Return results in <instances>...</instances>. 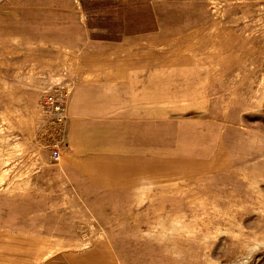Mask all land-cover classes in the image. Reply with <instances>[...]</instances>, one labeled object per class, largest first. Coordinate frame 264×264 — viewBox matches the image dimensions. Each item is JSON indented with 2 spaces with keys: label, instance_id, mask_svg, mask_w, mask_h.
I'll return each instance as SVG.
<instances>
[{
  "label": "rangeland",
  "instance_id": "374dc122",
  "mask_svg": "<svg viewBox=\"0 0 264 264\" xmlns=\"http://www.w3.org/2000/svg\"><path fill=\"white\" fill-rule=\"evenodd\" d=\"M0 157V264H264V0H0Z\"/></svg>",
  "mask_w": 264,
  "mask_h": 264
},
{
  "label": "built area",
  "instance_id": "2783aa9c",
  "mask_svg": "<svg viewBox=\"0 0 264 264\" xmlns=\"http://www.w3.org/2000/svg\"><path fill=\"white\" fill-rule=\"evenodd\" d=\"M69 92L63 86H54L47 89L41 100L42 111L45 116L57 123H62L67 117V101ZM60 148L55 145L52 149L51 159H60Z\"/></svg>",
  "mask_w": 264,
  "mask_h": 264
},
{
  "label": "crops",
  "instance_id": "0c3cea01",
  "mask_svg": "<svg viewBox=\"0 0 264 264\" xmlns=\"http://www.w3.org/2000/svg\"><path fill=\"white\" fill-rule=\"evenodd\" d=\"M63 73V78H66V77H68V78H70V80H71V82H72V85H73V87H71L70 88V92H72V98H73V96L77 93V92H79L78 90H75V80H74V71L73 70H71L70 68H68V69H66L64 72H62ZM70 82V83H71ZM72 89H73V91H72ZM76 91V92H75ZM73 92H74V94H73ZM77 95H79V93L77 94ZM70 97H71V95H70ZM76 101H77V98L75 99V101H74V107L73 108H75L76 106H78V104L76 103ZM76 110L77 109H75V111H73V112H70V113H77L76 112ZM72 118L73 119H76V124H78V121L80 120V116H79V114L78 115H73L71 118H69V121H68V123H67V127H66V131H64V132H66V134H67V131H68V129L70 128V125H71V123L73 122H75V121H73L72 120ZM72 121V122H71ZM140 181V180H139ZM58 245H62V246H67V245H65V244H63V243H60V244H58ZM52 256V255H51ZM51 256H49V257H51ZM48 257V258H49ZM48 258H46V259H44L42 262H41V264H43Z\"/></svg>",
  "mask_w": 264,
  "mask_h": 264
},
{
  "label": "bare ground",
  "instance_id": "6f19581e",
  "mask_svg": "<svg viewBox=\"0 0 264 264\" xmlns=\"http://www.w3.org/2000/svg\"><path fill=\"white\" fill-rule=\"evenodd\" d=\"M72 91H73V89H72ZM76 92V91H75ZM73 94H74V92H73ZM78 92L73 96V98H72V92H69V98H68V103H67V113L69 114V118H71L73 115H78V113H70V112H73V111H75V109H76V107L75 108H73L74 107V101H75V99L78 97ZM70 95H71V97H70ZM38 118V117H37ZM67 118V117H66ZM66 120V119H65ZM72 120L73 121H75V124H76V119H73L72 118ZM72 122V121H71ZM67 123H68V121L66 122V125H67ZM73 125V122L71 123V126ZM1 158V157H0ZM145 181H146V183H148L149 184V182L151 181L150 179H148V177H146V179H145ZM145 185V184H144ZM172 185H177V184H172ZM143 188L144 189H147L148 187L147 186H143ZM143 190V189H142ZM175 220H178V219H175ZM176 226H178V225H176ZM174 228H177V227H174ZM169 231V230H168ZM174 231H175V229H174ZM264 242V241H263ZM243 245V244H242ZM251 245V244H250ZM258 245V244H257ZM243 247V246H242ZM242 253H244V252H242ZM245 254V253H244ZM243 259V258H242Z\"/></svg>",
  "mask_w": 264,
  "mask_h": 264
}]
</instances>
